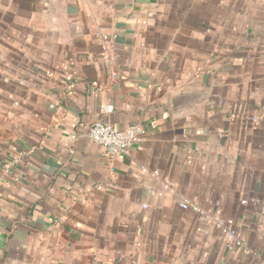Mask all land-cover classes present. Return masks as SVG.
Wrapping results in <instances>:
<instances>
[{
  "label": "crops",
  "instance_id": "obj_1",
  "mask_svg": "<svg viewBox=\"0 0 264 264\" xmlns=\"http://www.w3.org/2000/svg\"><path fill=\"white\" fill-rule=\"evenodd\" d=\"M0 183V264H264V0H0Z\"/></svg>",
  "mask_w": 264,
  "mask_h": 264
},
{
  "label": "built area",
  "instance_id": "obj_2",
  "mask_svg": "<svg viewBox=\"0 0 264 264\" xmlns=\"http://www.w3.org/2000/svg\"><path fill=\"white\" fill-rule=\"evenodd\" d=\"M103 39L104 41H109L110 37L103 36ZM145 133L146 129L140 124H133L125 128H117L106 121L97 120L91 125L88 136L90 141L104 147L109 156L121 157L127 155L134 145L140 143ZM142 170L143 172L148 171L147 168H143ZM180 207L205 214V211H203L196 202L188 198H183L180 201ZM218 224L226 233L227 245L229 247L239 246L245 248L242 239L234 229L233 219H228L226 221L219 220Z\"/></svg>",
  "mask_w": 264,
  "mask_h": 264
},
{
  "label": "water",
  "instance_id": "obj_3",
  "mask_svg": "<svg viewBox=\"0 0 264 264\" xmlns=\"http://www.w3.org/2000/svg\"><path fill=\"white\" fill-rule=\"evenodd\" d=\"M198 100L197 94L178 93L172 98V106L175 110H180L193 104Z\"/></svg>",
  "mask_w": 264,
  "mask_h": 264
}]
</instances>
